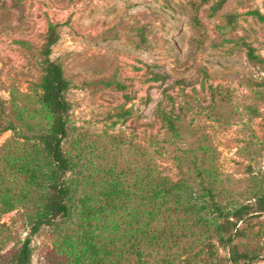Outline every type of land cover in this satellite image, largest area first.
Instances as JSON below:
<instances>
[{
	"label": "rangeland",
	"instance_id": "rangeland-1",
	"mask_svg": "<svg viewBox=\"0 0 264 264\" xmlns=\"http://www.w3.org/2000/svg\"><path fill=\"white\" fill-rule=\"evenodd\" d=\"M51 31L49 58L68 81L62 148L73 161L66 177L77 180L75 199L86 194L104 204L112 170L133 183L140 145L174 180L182 175L177 163L197 159L183 172L189 183L200 188V161L214 165L216 199L227 209L249 206L238 221L230 218L228 244L208 236L214 255L226 260L232 246L246 253L241 264H264L257 202L264 195V0H0L1 193L27 191L9 169L23 139L3 129L22 127L16 113L37 105ZM165 116L185 130L168 131ZM13 203L0 211V264H12L27 237L29 264H72L77 220L30 234L33 205ZM188 240L181 235L167 254L185 258Z\"/></svg>",
	"mask_w": 264,
	"mask_h": 264
},
{
	"label": "trees",
	"instance_id": "trees-1",
	"mask_svg": "<svg viewBox=\"0 0 264 264\" xmlns=\"http://www.w3.org/2000/svg\"><path fill=\"white\" fill-rule=\"evenodd\" d=\"M53 35L51 31L43 50L44 73L39 83L37 105L21 108V113H16L17 119L23 121L22 127L8 123L3 129L13 130L23 139L19 143L21 152L11 158L14 165L9 169L15 173L13 180L21 179L14 184L27 191L11 192L13 187H8L7 191L0 192V211L13 209V200L18 203L27 200L34 208V214L28 217L30 234L42 226L60 228L76 219V226L81 228L79 232L82 234L76 242L80 244L79 254L72 264H200V260L204 264H241V260L247 258L246 253H239L230 246L229 258L219 259L208 238L214 234L218 242L228 244L232 236L225 237L224 233L229 230L228 224L233 229L236 226L230 218L238 221L249 208L246 204L227 209L216 199L218 174L214 165L204 168L202 161L201 166L196 165V176L201 184L197 188L189 183L193 182L191 175L183 173L195 165L197 159L188 162L187 167L185 160L177 163L182 175L174 180L140 145L133 183L122 181L111 169V178L103 193L108 197L104 204L92 203L93 197L86 194L75 199L77 180L66 177L73 168V161L62 148L67 135L68 102L64 92L68 81L63 76L62 67L49 58L50 46L55 41ZM164 118L166 129L174 135L185 130L171 117ZM257 202L259 210L264 211V195H260ZM196 229H199L197 233ZM181 235L187 240L192 235L196 237L181 246L185 253L188 252L185 258H181L182 252L175 253V258L182 260L175 263L167 249L173 244L178 245ZM206 238L208 240L204 241ZM76 243L70 242L69 253L75 249ZM197 245L201 247L195 253L193 249ZM200 253L204 256L197 259ZM30 257V238L27 237L15 252L12 264H29Z\"/></svg>",
	"mask_w": 264,
	"mask_h": 264
}]
</instances>
